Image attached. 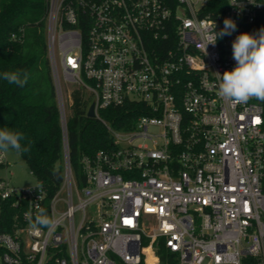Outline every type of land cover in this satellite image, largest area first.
<instances>
[{
  "label": "built area",
  "instance_id": "obj_1",
  "mask_svg": "<svg viewBox=\"0 0 264 264\" xmlns=\"http://www.w3.org/2000/svg\"><path fill=\"white\" fill-rule=\"evenodd\" d=\"M212 4L50 0L47 52L65 157L63 188L49 204L58 224L32 230L25 213L34 218L45 190L0 178V224L3 201L15 198L18 210L14 231H0V264H147L148 249L160 264L161 237L175 264H264V101L221 98L217 74L236 66L232 42L264 0ZM225 18L236 31L207 45ZM74 87L115 143L83 157L84 181L70 161L66 95L71 107ZM127 102L140 105L129 129L101 117Z\"/></svg>",
  "mask_w": 264,
  "mask_h": 264
},
{
  "label": "trees",
  "instance_id": "obj_2",
  "mask_svg": "<svg viewBox=\"0 0 264 264\" xmlns=\"http://www.w3.org/2000/svg\"><path fill=\"white\" fill-rule=\"evenodd\" d=\"M213 0L211 7H214ZM50 0H0V73L27 71L29 81L23 87L8 84L0 78V128L20 131L31 142L30 151L22 156L38 184L45 190L43 207L49 215L51 199L64 182V133L47 52L46 15ZM264 27V11L248 26L247 33ZM71 114L68 116L70 161L75 173L84 181L82 159L101 149L115 147L107 127L95 117L88 116L91 99L82 88L74 87ZM140 105L127 102L122 106L100 111L114 128L129 129L140 114ZM0 164V169L5 167ZM1 178V177H0ZM15 198L2 202L0 231L13 232L17 207ZM5 249L0 247V256ZM160 264H175V256L165 245L164 238L155 244ZM157 262L151 253L147 264ZM118 264H125L119 262ZM140 264H146L144 260Z\"/></svg>",
  "mask_w": 264,
  "mask_h": 264
},
{
  "label": "clouds",
  "instance_id": "obj_3",
  "mask_svg": "<svg viewBox=\"0 0 264 264\" xmlns=\"http://www.w3.org/2000/svg\"><path fill=\"white\" fill-rule=\"evenodd\" d=\"M236 27L233 20L225 18L223 29L219 32L214 30V34L208 37L207 45H214L218 38L231 35ZM232 50L236 66L223 74L217 73L219 96L233 104H246L251 99L264 101V27L252 34H239L232 42ZM0 78L8 84L23 88L29 81V74L17 69L0 73ZM24 139L25 136L20 131L10 130L8 127L0 128V152L14 151L18 156L28 153L31 142L24 146L21 143ZM42 187L41 185V190ZM25 217L29 227L35 232L44 229L55 231L58 224L54 216H49L47 210L39 206L34 218L31 210L25 213Z\"/></svg>",
  "mask_w": 264,
  "mask_h": 264
},
{
  "label": "rangeland",
  "instance_id": "obj_4",
  "mask_svg": "<svg viewBox=\"0 0 264 264\" xmlns=\"http://www.w3.org/2000/svg\"><path fill=\"white\" fill-rule=\"evenodd\" d=\"M65 84V83H64ZM65 91L67 92V86L65 84ZM67 110L69 115L71 114L70 110V100L67 97ZM155 130L156 129H150ZM6 154L7 165L0 169V177L7 180L12 186L19 188L31 189L38 184L36 176L30 171L26 160L22 155L18 156L14 151H9ZM63 188V187H62ZM67 194V190H61L60 196L64 197Z\"/></svg>",
  "mask_w": 264,
  "mask_h": 264
},
{
  "label": "water",
  "instance_id": "obj_5",
  "mask_svg": "<svg viewBox=\"0 0 264 264\" xmlns=\"http://www.w3.org/2000/svg\"><path fill=\"white\" fill-rule=\"evenodd\" d=\"M88 116L89 117H95L94 104H91V106L89 107Z\"/></svg>",
  "mask_w": 264,
  "mask_h": 264
},
{
  "label": "bare ground",
  "instance_id": "obj_6",
  "mask_svg": "<svg viewBox=\"0 0 264 264\" xmlns=\"http://www.w3.org/2000/svg\"><path fill=\"white\" fill-rule=\"evenodd\" d=\"M147 251H148V256L151 255L152 252L149 249ZM153 264H157V262H154Z\"/></svg>",
  "mask_w": 264,
  "mask_h": 264
},
{
  "label": "snow or ice",
  "instance_id": "obj_7",
  "mask_svg": "<svg viewBox=\"0 0 264 264\" xmlns=\"http://www.w3.org/2000/svg\"><path fill=\"white\" fill-rule=\"evenodd\" d=\"M71 62V61H70Z\"/></svg>",
  "mask_w": 264,
  "mask_h": 264
}]
</instances>
